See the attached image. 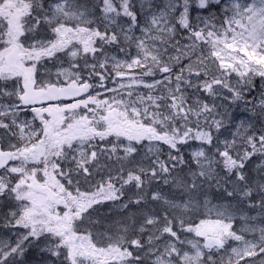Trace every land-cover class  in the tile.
Segmentation results:
<instances>
[{"label": "snow or ice", "instance_id": "6c2138e0", "mask_svg": "<svg viewBox=\"0 0 264 264\" xmlns=\"http://www.w3.org/2000/svg\"><path fill=\"white\" fill-rule=\"evenodd\" d=\"M0 264H264V0H0Z\"/></svg>", "mask_w": 264, "mask_h": 264}]
</instances>
